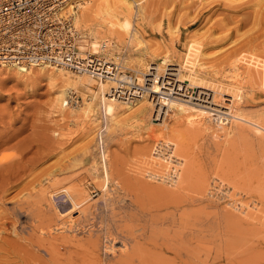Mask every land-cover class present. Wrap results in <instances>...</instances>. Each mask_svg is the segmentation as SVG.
Here are the masks:
<instances>
[{
	"label": "rangeland",
	"instance_id": "1",
	"mask_svg": "<svg viewBox=\"0 0 264 264\" xmlns=\"http://www.w3.org/2000/svg\"><path fill=\"white\" fill-rule=\"evenodd\" d=\"M139 3L143 13L130 17L133 27L122 31V41L108 39L122 54L123 67L138 77L141 61L147 67L180 65L185 70L199 63L197 70L208 71L206 77L216 86H241L245 113H264V76L255 75L253 82L245 70L264 72V0ZM81 9L70 12L79 15ZM82 30L87 34L85 48L91 50V32ZM232 50L234 57L224 59ZM39 73L34 68L25 78H16L0 71V161L5 162L0 191L5 182L10 188L0 192V216L10 215L15 227L10 235L0 236V264H264V139L262 143L254 135V127L248 126L253 135L246 144L235 139L229 145L207 135L188 142L195 166L181 177L183 161L177 182L167 184L154 178L168 168L154 148L158 140L172 139L159 130L153 113H147L143 129L130 125L105 131L101 95L90 116L73 115L72 109L52 105L55 95ZM83 93L74 96L75 102L91 101L90 92ZM141 100L131 107L137 109ZM220 127L230 129L232 124ZM151 128L158 130L154 140L149 139ZM100 130L108 188L97 149ZM47 169L54 182L47 184L50 194L46 191L42 201L39 181ZM214 179L233 189L235 202L241 195L239 207L211 197ZM73 190L83 191L80 208H73L67 196Z\"/></svg>",
	"mask_w": 264,
	"mask_h": 264
},
{
	"label": "bare ground",
	"instance_id": "2",
	"mask_svg": "<svg viewBox=\"0 0 264 264\" xmlns=\"http://www.w3.org/2000/svg\"><path fill=\"white\" fill-rule=\"evenodd\" d=\"M139 1L140 0H65V3H66L65 8H67L68 11H72V10L74 11L76 8H82L80 14L75 15L76 24L81 29L83 27L84 29L90 30L91 35H92V40H93L91 43L92 50L96 51L101 46L98 43V41L100 40H107V41H104L102 44H107L108 46L115 45L114 43L109 42L111 39L122 41V37L123 35H125L124 33H122V31H125L126 33L130 31L133 27L132 18L130 17L132 16L136 17L137 16L136 14H138L139 12L141 13L143 11V8L141 7ZM174 1H178L180 5L185 4V0H174ZM138 7H141V8H138ZM225 29L226 27L224 28V30ZM134 37L135 36H133L132 38ZM249 47L251 48V46ZM234 50L238 52L237 51L238 49L237 50L234 49ZM234 50H232V52L227 56L228 58L224 57V59H229L230 57L231 58L234 57L233 55ZM144 53H146L145 50H144ZM225 53H227V51ZM227 66L229 67V65H226V67ZM146 67L147 66L144 61H141L139 63V68L141 69L139 72L141 73V75L140 76L138 75V77L135 80L130 81L128 80L127 77L121 76L120 78V76L118 75L114 77L113 79L100 81L102 83L96 82L87 73H81L79 71H71L65 68L39 67L36 69L39 70L40 72L39 75H41V77L44 79V81L47 83V85L53 91L55 95L54 102L52 105L64 111L66 109L67 110L72 109L70 112L73 115L77 116V115H80L81 113L82 114L81 116H83V114L85 115L88 114V116H90V113H92V110H93L94 102L99 100L100 99L99 95H101V100H100L101 103H99L100 104L99 106L100 108H102L103 113H104V122H105L104 126H106L105 131L111 130L112 132L114 129L115 130L118 129L119 131V128H121L122 126L128 127L130 125L137 126L138 129H143L144 127L143 125L146 124L148 120L146 118L147 113L149 115L150 113H153V115L155 116V117L153 116L154 117L153 121L160 122L157 125L160 126L161 129L159 130L162 132V134L167 135L168 137L169 136L171 137L172 140L169 141L168 143L175 144L174 152L176 156L179 157L180 155L184 159L181 157L179 158L182 161L186 162V170L183 171L182 176L179 175L181 177H183V174L185 177V173L190 174V173H187V171L189 172L190 170H193V167L195 166L194 162H196L197 159L192 158L193 153H192L191 148L188 145L190 142L192 143V140L194 139H195L194 142L196 143L198 138H200L203 135L204 136L207 135L210 138H213V140L216 139L218 142L219 140L224 139L226 140L224 142H227V144L229 145H231L232 144L231 141H234L235 139H240L241 143L245 141L244 144H246V141L248 142L251 141V135H253L252 129H250V127L248 126H252L255 128L254 135L255 133L258 134V136H260L261 138V141L262 139H264V113L257 112L258 114H256V116H253L252 114H249V113L247 114L244 112L245 109L243 110V107L241 106L242 105L241 104L242 96L240 92L241 86L238 87V85L236 86L233 84L230 85L231 87H229V85L228 87H224V85L216 86V84H214L211 80H209L206 77V74H208V71L197 70L198 68L202 67V65L199 63L194 65V67H192V70L190 69L185 70L183 67L180 68V65L177 66L178 68L176 67L174 68L173 65H169V66L149 65V67L147 68ZM220 69H221V66H220ZM3 70L8 71L9 74L13 75L16 78H25L26 76H28V74L30 75V72L32 69L27 70V71H21L19 69L12 68V67L0 69L1 72H3ZM245 70L248 76L250 77V79L253 78V82L254 81L256 82L255 79L257 77L254 78L255 75L259 76L261 79L264 78V77L262 78V76H264V72H261L260 70H257L256 72L254 69H253L254 71L251 69H245ZM120 80L121 81L126 80V83L128 84L127 88L130 91V95L142 96V100L140 101L139 107H137V109L134 110L133 108H136V107H131L130 104L133 103V101H130L129 99L123 98L122 100H120L117 96L110 97L112 96L110 95L111 89L118 88L116 87L115 83ZM257 82H258V79H257ZM108 89H110L109 92L107 91ZM84 91L90 92L91 101H86L82 97L83 98L82 103L75 102L77 97L75 98L74 96L77 94L84 95L83 93ZM72 102H73L72 106L68 108V105ZM191 110H193V112H190ZM207 114L209 115L211 114L212 116L209 117L208 115L207 117ZM215 118H217V120ZM209 119L211 120L209 121ZM201 121L202 122L205 121L204 124L201 123V125H197V123H200ZM215 121L219 124V126L218 124H214L216 123ZM229 122H231L232 124V127L230 129H225V128L220 127V124H224V123L227 124ZM110 123L111 125H109ZM195 125L199 127H196ZM214 128H217V130ZM150 130H152V132L149 135V139L154 140L155 135H156L155 132L158 130L156 128L155 129L151 128ZM103 134H104V131H103ZM260 138H259V141H260ZM173 140L174 142H172ZM216 140H215V143L217 142ZM218 148L220 149V146H218ZM225 149L226 148H224V150ZM106 157L107 156L105 155V158ZM184 162H182V164H185ZM4 164L5 162L3 160L0 161V167H3ZM60 167L61 168L58 170L60 172H63L64 167L62 166ZM103 171L106 177L104 187L108 188L109 174H108V168H107V161L103 163ZM180 174H181V171H180ZM41 178L42 179L44 178V179L43 180L40 179L39 185L44 186V187L40 189L38 194H39V198L42 199V201H45L47 199L46 191L48 190L46 186L47 184L50 185V183L54 182L53 181L54 177L51 171H48L47 169L42 172ZM181 183L182 181L179 180L178 186ZM5 184L4 186L1 185L3 186L1 188L2 191H0L2 192V194L7 193L10 189L8 182H7V185ZM30 185L34 187L35 182H33V184L30 183ZM33 190H35V188H33ZM77 190L76 191L73 190L74 195H71L73 194V192H71L70 195H67L68 192H65L66 195L69 196V199L72 203L73 208H77V207L80 208L82 204L84 203V196L82 194L83 191L80 192L81 190L80 191H77ZM165 192H169V191L166 190ZM172 193L175 195L178 192L177 193L172 192ZM183 199H185V197L182 198V200ZM59 214L63 215V213H59ZM14 231H15V227L12 224L10 215H4V216L1 215L0 216V236H2V234L10 235L11 232H14ZM3 243L5 242L3 241ZM0 262H3V261H0Z\"/></svg>",
	"mask_w": 264,
	"mask_h": 264
},
{
	"label": "built area",
	"instance_id": "3",
	"mask_svg": "<svg viewBox=\"0 0 264 264\" xmlns=\"http://www.w3.org/2000/svg\"><path fill=\"white\" fill-rule=\"evenodd\" d=\"M65 5V0H0V69L65 68L87 73L98 81L118 75L135 80L137 77L123 67L122 54L113 46L101 44L96 51L85 48L87 34L76 24V11H68ZM115 84L118 88L111 89L110 97L133 103L142 99L130 95L126 80ZM105 145L100 130L97 149L103 163L107 161ZM174 150L167 141H158L154 148L155 156L168 163L166 173L154 178L167 184L178 180L183 165ZM210 194L221 203L241 204V195L235 202L233 189L219 179L213 180Z\"/></svg>",
	"mask_w": 264,
	"mask_h": 264
}]
</instances>
